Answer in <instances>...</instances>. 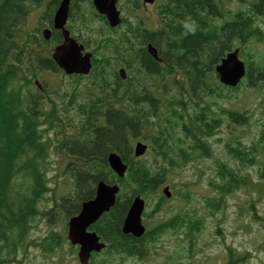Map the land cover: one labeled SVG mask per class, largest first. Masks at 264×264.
<instances>
[{
    "label": "trees",
    "instance_id": "obj_1",
    "mask_svg": "<svg viewBox=\"0 0 264 264\" xmlns=\"http://www.w3.org/2000/svg\"><path fill=\"white\" fill-rule=\"evenodd\" d=\"M23 1L0 0V264H8L30 245L38 247L52 264H64V256L57 252L63 249V242L68 244L65 236L51 229L46 236L34 239L31 225L39 218L52 220L59 210L57 205L63 208L62 221L66 224L68 217L78 212L80 202L92 197L97 180L115 181L117 176L106 161L110 151L119 154L127 164L125 177L118 180L123 190H131L121 196L123 202L116 203L111 213L95 225L96 232L107 243L102 252L104 259L101 258L104 264H110V258L121 250L130 252L133 244L141 246L134 254L141 257L149 253L148 244H141V238L120 231L125 200L131 193H140L154 194L167 201L158 191L160 184L188 162L213 157L214 178H208L211 192L202 189L199 198L204 210L209 209L212 216L220 211L223 214L227 200L237 190L246 193L254 190L256 198H260L264 179V119L250 144L232 133L228 139H218L229 158L225 162L214 157L208 138L214 137L223 121L236 126L249 124L251 112L220 107L216 114L209 111L205 96L225 97L222 92L225 89L230 96V91L238 89L240 84L234 88L222 85L214 66L234 46L244 48L251 39L263 38L257 17L264 15V0H236L238 5L234 8H230L232 0H160L159 26L155 29L147 28L148 18L135 12L136 22L123 19V29H110L101 35L95 29L99 36L93 59L95 96L92 86L86 84L70 99L87 96L85 103L75 108L70 106V101L64 104L61 100L57 104L49 97L50 105L45 108L47 99L30 88L37 71L33 68L34 74L29 75L31 63L38 69L60 73L62 70L50 55H41L39 48L44 44L39 36L18 31ZM134 5L136 9L139 7L135 2ZM131 38L133 42H129ZM59 40V33L53 30L49 42ZM134 40L138 45H134ZM149 41L157 48L160 64L145 50ZM119 61H125L129 69L124 80L110 69ZM133 61L134 70L130 65ZM256 61L247 62L248 87L264 81V54ZM152 76L163 83L161 87H148L151 81L147 77ZM73 108L80 115L78 120L69 115ZM50 129L63 135L54 148L66 155V173L73 182V190L58 201L53 197L54 204L49 209H40L38 204L45 200L47 192L46 168L52 142L45 134ZM137 141L148 143L151 161L133 155ZM256 164L257 169L252 168ZM250 169L255 170L256 180L252 179ZM250 206L254 211L252 218H259L253 199ZM191 217L185 211L181 219L173 216L162 226L172 239L169 264H184L183 251L188 248L192 252L198 242L196 236L203 228L204 218L197 215L192 220ZM155 237L148 235L149 239ZM75 250L69 244L65 251L75 255ZM143 250L146 252L141 254ZM226 250L230 259L227 264H238L245 259V255L236 254L231 246L227 245ZM234 256L237 259L232 263Z\"/></svg>",
    "mask_w": 264,
    "mask_h": 264
},
{
    "label": "rangeland",
    "instance_id": "obj_2",
    "mask_svg": "<svg viewBox=\"0 0 264 264\" xmlns=\"http://www.w3.org/2000/svg\"><path fill=\"white\" fill-rule=\"evenodd\" d=\"M46 1L47 0H36L34 5L29 2L28 7L30 9L26 11L23 19L24 23L20 25L23 30L41 36V30L46 24H48L50 18L48 7H45ZM80 1L81 5L77 9L79 12L77 15L74 14L69 22L71 26L74 27L73 35L76 37L81 36L82 38L89 40L90 38L87 31L89 29L91 31L95 29L97 30L101 23L92 15L88 0ZM121 4L124 6L126 0H122ZM160 4V0H155L152 5H145V7L139 8V14L141 17L148 18V21L146 22L148 26L147 28L155 29L159 26L158 12ZM231 4L230 8H234L238 5L236 0H232ZM81 12H83V14L81 18H79ZM122 13L123 15L125 14L124 17L127 16L129 19H132L133 17L132 12L127 8L124 11L122 10ZM217 22H220V20ZM257 25L264 34V15L257 17ZM52 47L53 44L50 43V45H45L44 47L39 48V50H44L49 54L52 51ZM33 50L35 51L36 49L33 48ZM243 50L244 54L249 52L254 59H259V57L264 54V39L258 41L251 40ZM123 63L124 62L121 61V64ZM31 64L34 68V64ZM119 66L120 65L113 64L110 69L114 68L117 70ZM121 66L127 69L125 65ZM29 67L30 66H27V69ZM132 67L133 69L135 68L134 63ZM36 76L39 82L47 87V89L45 88V92L42 93V96L46 99L47 97L51 98L57 104H59L61 100L68 102L76 92L75 96H77L84 88V83H86V81H83L80 85L75 84L67 77H64L61 73H53L48 70L38 69L36 71ZM156 81L157 78L152 83H156ZM49 84L51 85L50 88H48ZM31 88L35 89L33 85H31ZM93 92H95V88ZM222 92L226 95L225 97L211 95L205 96V99L211 106V111L218 114L220 107L226 109L233 108L238 110H249L251 112V117H249V124L243 126H236L223 121L222 127L217 130L213 138L217 141L213 142L214 148L212 150L216 157H221L220 149H222V144L218 139L221 141L222 137L225 136L228 139L232 133L233 135L242 136L241 139H243L246 144H250L251 141L256 138L260 122L264 119V81L258 82L256 87H248L245 82H243L237 91L229 92L231 94L230 96H227L228 91L222 90ZM77 101L78 100H75L74 103H77ZM49 105L50 103L47 99L45 101V108H48ZM59 109H61L60 106H58V111ZM69 115L70 117L74 116L76 120L80 117L74 108L70 111ZM222 116L226 117L224 115ZM55 130L50 129L45 134V137L51 140L52 145L49 149L48 156L50 162L46 168V186L48 188H46L47 192L44 194L45 200L42 199L38 204L40 209L52 207L54 203L53 197L58 201L61 196L71 194V191L73 190V182L66 173L65 166L68 162L66 155L62 152H56V149L54 148L57 145V141H60L63 135L56 133ZM55 134H57L58 137H56ZM210 141L212 142V140ZM141 158L151 159L149 155H143ZM213 165V157L212 159H206L203 157L189 162L185 167L176 172H172L168 176L170 179L168 185H171V191L174 192L175 189L180 188L179 191L185 197L198 201L200 198V190L206 189L208 192H211L208 186V178L210 175L211 178H214V173L212 171ZM257 167L258 165L256 164L252 168L257 169ZM254 169H250V172L252 179L256 180L257 177ZM178 182L185 183L186 187L182 189V185H178ZM262 183L263 193L262 195L260 193L259 199L256 198L254 190H250V193H246L244 190H237L233 196L227 200L226 206L223 209V214H221V211L214 216H209L207 214L206 219H204L203 228L196 236L198 242L194 248V252L197 253L196 259L199 264H223L220 258H223L227 245L231 246L237 253L248 254L245 260L239 264H264V179ZM176 198V201H172V204L175 206L185 202L191 207L197 209L200 208L198 203L194 201H188L184 198L180 199L178 196ZM251 199L254 200V209L259 218L255 219L251 216L254 212L250 206ZM57 207L59 210L54 214L52 220L47 221L46 218H39L37 222H34L31 225L30 230L32 238L38 239L39 237L44 236L49 229L56 231L63 230L62 218L64 211L61 206L57 205ZM241 208L244 209L242 210V214L239 213ZM148 209H150V207ZM163 239H169L172 241V239L169 238V235H164ZM171 246L172 244H169V248H171ZM65 250H67V245H64L63 249H59L57 254L64 256V264H74V262L77 261L76 256L74 257L73 255L67 254ZM164 253L163 248L158 245L155 251L152 250L151 257L141 264H155L164 257ZM182 255L183 257L181 261L184 264L194 263L192 260V253L189 254L184 250ZM16 259L20 261H14L9 264H52L50 259L48 257L46 258L41 250L33 245H30L24 254H18ZM123 264H135V262L132 260H126Z\"/></svg>",
    "mask_w": 264,
    "mask_h": 264
},
{
    "label": "water",
    "instance_id": "obj_3",
    "mask_svg": "<svg viewBox=\"0 0 264 264\" xmlns=\"http://www.w3.org/2000/svg\"><path fill=\"white\" fill-rule=\"evenodd\" d=\"M152 2L153 0H145ZM69 0H62L59 8L55 13L54 26L56 28H63V24L67 17ZM95 5L100 12H105L108 16L111 25H115L119 22L118 11L114 6V0H95ZM64 41L59 45L53 57L55 61L60 65L67 73L73 72H85L88 70V54L81 56V46H77L76 43L68 36L67 31H62ZM44 36H49L48 31H44ZM148 50L155 55V49L148 45ZM215 71L218 74L221 83L234 86L245 74L244 63L238 59L237 50L227 53L226 57L221 60V63L216 65ZM119 73L124 77L123 69L119 70ZM146 145L141 142H137L134 149L136 156L141 155L145 151ZM107 161L110 167L119 175L122 176L126 165L122 163L120 157L114 152L107 156ZM168 188L165 187L163 192L166 196H169ZM118 187L116 184L110 186L104 181L97 183L96 196L93 199L84 201L82 203L80 211L69 218L67 238L72 244H78V258L83 264H86L90 253L92 251L98 252L104 246L99 242V237L94 232L87 231L93 222L109 208L115 202V195ZM143 200L137 195L132 200L129 206L127 214L124 218L122 231L127 233L131 232L133 235H140L143 228L140 224L141 211L143 209Z\"/></svg>",
    "mask_w": 264,
    "mask_h": 264
}]
</instances>
